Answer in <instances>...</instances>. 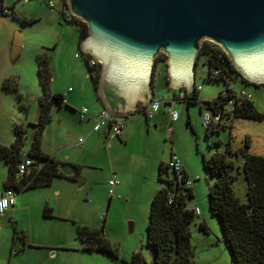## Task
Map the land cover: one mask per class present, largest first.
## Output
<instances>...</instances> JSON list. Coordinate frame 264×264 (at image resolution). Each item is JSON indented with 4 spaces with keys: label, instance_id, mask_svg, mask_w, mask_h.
Listing matches in <instances>:
<instances>
[{
    "label": "rangeland",
    "instance_id": "1",
    "mask_svg": "<svg viewBox=\"0 0 264 264\" xmlns=\"http://www.w3.org/2000/svg\"><path fill=\"white\" fill-rule=\"evenodd\" d=\"M2 1L11 12L0 11V145H10L15 125L23 126L22 154L26 156L35 131L33 124L39 116L38 97L43 93L37 70L38 48L61 31L67 37L77 36L78 40L80 28L76 23L65 22L57 11H50L45 0ZM54 1L60 9V0ZM45 12H54L56 18L44 17ZM17 32L23 34V43L19 56L12 59V41ZM41 47L50 54L49 47ZM80 51L78 45L72 53L61 51L60 58L51 66L52 90L54 84L65 90L71 86L74 90L70 105L76 109L53 103L43 142L56 155L79 156L84 161L83 171L77 180L55 177L51 185L16 192L18 204L0 214V264H130L136 251L151 260L153 248L147 243L149 210L155 192L163 184L158 179L157 161L167 162L172 150L184 159L188 172L193 195L186 197L187 207L199 209L190 223L193 260L196 264H229L219 220L210 212L208 204L207 185L216 177L203 166L202 153L210 154L215 147L224 148L227 142L233 149L243 148L248 138V151L264 154V118L226 119L231 127L212 132L206 128L199 103L187 107V102L176 101L179 119L173 124H170L167 105L161 103L156 126H147L143 112L124 119L130 125V134L124 136L123 143L116 138L122 147L108 146L103 131L100 142L91 144L86 140L88 121L78 110L92 104V99L96 101L97 93ZM205 59L202 55L196 65L195 84L200 89V100L212 99L225 89L222 82L210 79ZM76 61L82 65L80 69ZM161 78L160 82L156 79V84L166 88L165 79ZM232 88L247 90L256 108L264 113V84L237 81L232 83ZM155 92L160 95L161 89L156 87ZM80 138L85 141L79 143ZM216 141L220 143L217 145ZM85 143L92 147L81 152L79 149ZM234 159L236 166L242 161L241 156ZM236 166L233 187L244 199L247 183ZM62 169L74 173L70 163ZM113 173L120 183L113 187L111 195L108 181ZM7 174L8 162L0 150V195ZM46 207L49 210L45 211ZM202 220L208 232L200 227ZM84 225L98 228L115 255L84 249L80 237Z\"/></svg>",
    "mask_w": 264,
    "mask_h": 264
},
{
    "label": "trees",
    "instance_id": "2",
    "mask_svg": "<svg viewBox=\"0 0 264 264\" xmlns=\"http://www.w3.org/2000/svg\"><path fill=\"white\" fill-rule=\"evenodd\" d=\"M60 1L65 6L67 5V0ZM5 8L3 1L0 0L2 13H5ZM57 12L65 22L76 23L79 26L80 40L87 35L86 22L76 16L72 20H66L59 11ZM24 21L32 20L25 19ZM202 55L206 56L205 62H208L210 79L222 82L227 94L223 95L224 90H222L212 99L200 100L198 95L200 89L196 86L189 96L181 101L187 102V107L193 103H199L202 114L205 111L220 114V120L206 124V128L212 132H219L221 129L231 127L226 119H263L264 113L256 108L252 95H238V91L232 88V83L237 81L254 85L264 83H253L244 77L233 65L230 56L222 46L211 40L203 42L200 57ZM83 56L89 70L87 58L91 55L87 53ZM37 57L38 78L43 90L38 97L39 116L37 122L33 124L35 131L26 156L22 154L23 126L15 125V136L10 145H0L2 155L8 162L4 190L13 188L17 192L31 187L49 185L55 177L76 180L82 170L80 164L61 161L42 150V138L51 118L52 105L53 103L62 105L65 102L62 94H52L50 91L52 72L48 56L41 53ZM166 61L165 53L161 52L156 57V62L166 63ZM214 69H219V74L215 78L211 77L210 73ZM99 72L100 64L97 74L90 76L95 86ZM229 100H232V104ZM144 108L145 106H140L137 111L145 113ZM188 124H190L189 119ZM219 143L220 141H216L217 145ZM248 147L249 140L246 138L243 148L233 149L230 142H227L224 148L215 147L210 154L202 153L203 166L216 177L212 184L207 185L208 204L210 212L219 220L229 253V264H264V154L252 153L248 151ZM232 156H241L243 159L241 168L247 183L246 200H242L233 187L236 174L233 172L235 163ZM26 157L33 159L34 162L28 166L27 172L20 174L19 165ZM66 163H70L73 167V174H65L61 170L60 167ZM158 179L163 184L152 198L147 224V243L153 248V257L147 260L139 251H136L130 264H196L192 258L190 223L197 213L195 208L187 207L186 204V197L193 195L192 188L189 186L188 173L183 167L181 170H175L167 163L161 162L158 165ZM46 210H49L48 207L45 208ZM199 225L205 232H208L209 229L204 220L200 221ZM80 237L84 242V249L105 251L115 255L110 242L98 228L84 225L80 230Z\"/></svg>",
    "mask_w": 264,
    "mask_h": 264
},
{
    "label": "water",
    "instance_id": "3",
    "mask_svg": "<svg viewBox=\"0 0 264 264\" xmlns=\"http://www.w3.org/2000/svg\"><path fill=\"white\" fill-rule=\"evenodd\" d=\"M67 4L88 26L79 47L99 60L98 90L116 115L146 102L161 52L167 56L171 86L184 85L192 92L205 40L221 45L249 81L264 83V0H67ZM22 36L17 32L13 38L12 59L20 54Z\"/></svg>",
    "mask_w": 264,
    "mask_h": 264
},
{
    "label": "crops",
    "instance_id": "4",
    "mask_svg": "<svg viewBox=\"0 0 264 264\" xmlns=\"http://www.w3.org/2000/svg\"><path fill=\"white\" fill-rule=\"evenodd\" d=\"M51 11V10H50ZM11 11H9L8 12V14L10 13ZM59 14V13H58ZM44 17H54V19L56 18V16H55V14H54V12H45L44 13V15H43ZM79 42H80V37L78 38V40H77V36H70V37H67L66 35H65V32H63V31H61V32H59L57 35H55L54 36V39H52L51 41H45V42H43L42 43V45L41 46H46V47H49V48H47L48 49V51H50L51 50V52H50V54H48V53H46L45 51H43L42 50V48L43 47H39L38 48V54H45L46 56H48V58H49V64H50V68H51V66H52V68H53V63H56L57 61H58V59L60 58V53H61V51H67V50H69L71 53H72V51L74 50V48L76 47V45H78L79 46ZM52 46V49H50V47ZM8 46H6L5 47V51H8V48H7ZM45 47V48H46ZM7 48V49H6ZM81 50V49H80ZM56 54H58V56H56ZM83 56V55H82ZM79 57V56H78ZM205 61H206V59H205ZM76 65H77V67L80 69L81 67H82V65L79 63V62H77L76 61ZM158 66V67H157ZM156 68H158V73L156 74ZM209 68V67H208ZM158 75V76H157ZM99 76H100V72H99ZM161 77H164V79H165V82H164V85L166 86V88H163L162 86H160V84H156V79H157V81H159L160 82V79H162ZM53 78V77H52ZM98 80H99V77H98ZM52 80H51V84H50V91H51V93L52 94H55V93H60V94H62L63 95V97L65 98V104H66V106H68V107H70V108H72L73 110H75L76 108H74L73 106H71L70 104H71V101H72V99H73V95L71 94V92L74 90L71 86H69L68 88H67V90H65V89H63V88H60V87H58V86H56L55 84H54V87H53V90H52V87H51V85H52ZM55 82V81H54ZM158 82V83H159ZM93 84H94V82H93ZM83 86H81V88H82ZM94 87H95V89H96V93H97V99H96V101H93L94 99H92V104H90V105H84V106H86L87 108H88V111L85 113V118L87 119L86 121H88V125H85V127H87V130L85 131L86 132V140L89 142L90 141V143L91 144H96V143H99L100 142V140H101V138H102V131H103V133H104V135H105V138H108V146H110L112 149H113V147H117V146H120V147H122L121 145L122 144H120L119 142H117L116 141V138H118L119 140H120V142H124V136H125V138H126V136H128L129 134H130V125L128 126V124L126 123V122H124V124H125V127H124V129H123V133L120 135V136H116V137H113V138H110L109 136H108V133H107V127H103V128H101L100 130H98V131H93L92 130V127H93V124H94V122H95V119H96V117H97V114H98V112L100 111V109L101 108H103V107H105V108H107L108 109V107L106 106V103H105V101H104V98H103V96L101 95V93H99V90H98V81H97V84H96V86H95V84H94ZM156 87L157 88H160L161 89V94L160 95H156ZM195 87H196V84H195V86H194V89H195ZM167 89H169V91L167 90ZM180 89H183V90H185V91H187V89H186V86H184V85H181L179 88H174L173 86H171V78H170V76H169V74H168V70H167V66H166V63H164V62H156V64H155V68H154V74H153V79H152V93L150 94L149 93V96H148V98H147V100H146V102H144V103H142V104H140V105H138L137 107H135L134 109H132L131 111H128V112H125V113H121L120 115H123V118L125 119V118H128V116L129 115H132V114H135V113H137V112H141V111H137V108H139L140 106H145V108H144V111H145V109H146V107L148 106V103H150V101L152 100V99H154V98H159V99H162V98H167L169 101L171 100V98H172V96L173 95H175ZM193 89V90H194ZM188 92V91H187ZM189 93V92H188ZM198 95L200 96V91L198 92ZM200 98V97H199ZM176 101H180V100H175V101H173V102H171V104L170 103H166V102H162L163 103V105H167V107L169 108V106L171 105L172 106V109H174V110H176L175 109V105H176ZM96 102V103H95ZM160 105H162V104H160ZM83 107V106H82ZM81 107V108H82ZM160 108H161V106L159 107V109H158V111L157 112H155L154 113V115H152L151 117H147L146 116V114H145V119H146V121H147V126L148 127H150V124H154L155 126L157 125V119H158V112H159V110H160ZM78 110V109H77ZM109 110V109H108ZM79 111V113H80V111H81V109L80 110H78ZM168 111H169V109H168ZM157 114V115H156ZM169 115H170V113H169ZM150 119H154L153 121H151V122H149L150 121ZM179 119V118H178ZM177 119V120H178ZM177 120H175V121H177ZM174 123V121L173 122H171V120H170V124H173ZM91 124V125H90ZM129 127V128H128ZM85 141V140H84ZM87 142V143H88ZM83 143V142H82ZM86 144V143H85ZM41 147H42V150H43V152H45V153H47V154H49V155H54L57 159H59V160H61V161H64V162H73V163H77V164H80L82 167H83V165L84 164H82V162H84L83 161V159H81L79 156H74L73 157V155H70L69 153H65V155L62 157V156H59V155H56V153H52V149H49L48 147H46V145H45V143L43 142V138H42V144H41ZM67 147H68V145H67ZM92 146H89L88 144H86L85 145V147L84 148H82V149H79L81 152H85V151H89L90 150V148H91ZM172 152H174V153H176L174 150H172L170 153H172ZM177 154V153H176ZM170 156H171V154H170ZM179 157V156H178ZM234 157L235 156H232L231 158L233 159V161H234V163H235V159H234ZM180 158V160H181V164H182V167H183V169H185V171L187 172V170H186V167H185V165H184V159H182L181 157H179ZM170 159V158H169ZM169 159H168V161H169ZM167 161V162H168ZM157 162H159V164L161 163V162H164V163H167V162H165L164 160H159V161H157ZM242 162H243V159H242V161H241V163L240 164H238V166H236V164H235V166L239 169L240 168V171L242 172V168H241V166H242ZM158 164V165H159ZM63 166L64 165H62L60 168H61V170L65 173V174H73L72 172H66L65 170H63L62 168H63ZM82 171L83 170H81V172L80 173H82ZM188 173V172H187ZM243 173V172H242ZM115 174L113 173V176H114ZM116 176V175H115ZM79 178V177H78ZM54 179V178H53ZM77 180V179H76ZM53 181V180H52ZM52 181L50 182V184L49 185H51L52 184ZM45 186H48V185H45ZM246 191H247V189H246ZM3 193V192H2ZM1 193V194H2ZM242 200H246V198H241ZM16 204H18V201L16 200V198H15V203H14V206H16ZM10 208V207H9ZM8 208V209H9ZM7 209V210H8ZM6 210V211H7ZM5 211V212H6ZM4 212V213H5ZM25 242H26V240H25ZM51 254L52 255H55V251H52L51 252Z\"/></svg>",
    "mask_w": 264,
    "mask_h": 264
},
{
    "label": "built area",
    "instance_id": "5",
    "mask_svg": "<svg viewBox=\"0 0 264 264\" xmlns=\"http://www.w3.org/2000/svg\"><path fill=\"white\" fill-rule=\"evenodd\" d=\"M49 8L51 9V11H59L63 17L66 20H72L73 17L75 16L71 10L68 7V4L65 6L63 4V2L61 3V8H57L56 3L54 0H46ZM5 13H8L9 10L7 8L4 9ZM77 17V16H76ZM81 55L83 54H87L89 52L80 51ZM90 54V53H89ZM91 55V54H90ZM76 56H79V53H76ZM87 62H88V75L89 76H95L97 74L98 71V65L100 64L99 60L96 59L94 56H89V58H87ZM211 73V77L215 78L216 76H218L219 74V69H214L212 70ZM227 94V90L223 91V95ZM240 96H250V93L247 92L244 89H241L240 91H238L237 93ZM189 96V93L183 89H180L175 95L172 96L171 100L169 101L167 98H154L150 101V103H148V106L145 109V114L147 117H151L155 112L158 111L160 104L162 102H166V103H170L175 101V100H184ZM63 101L65 102V98L63 99ZM229 102H231L230 104H232V100H229ZM202 104V103H201ZM204 106V105H202ZM169 113H170V120L171 122L177 120L179 118V113L177 112V110L172 109V106H169ZM88 111V108L86 106H83L81 108L80 114L82 117H84L85 113ZM115 115V116H114ZM203 118L206 124L212 122V123H216L217 121L220 120V114L216 113L213 114L210 111H205L203 113ZM103 127H107V133L108 136L110 138L116 137V136H120L123 133V129H124V118L122 115L118 114L116 115V113H112L110 112L107 108L103 107L100 109V111L97 114V117L95 119V122L93 124L92 130L93 131H98ZM171 130V127H170ZM84 141L83 138L79 139V143H82ZM33 159L26 157L23 162L19 165V173L23 174L25 172H27L28 166L33 163ZM167 164L175 170H181L182 169V164H181V160L178 157V155L174 152L171 153L170 159L167 162ZM109 185H110V194L112 195L114 193V189L113 187L117 184L120 183L119 179H117V177L114 175L112 178L109 179L108 181ZM190 183V181H189ZM15 194L16 191L13 188H8L6 190H4V192L0 195V214H3L10 206H14L15 203ZM196 213H199V209L195 208Z\"/></svg>",
    "mask_w": 264,
    "mask_h": 264
},
{
    "label": "flooded vegetation",
    "instance_id": "6",
    "mask_svg": "<svg viewBox=\"0 0 264 264\" xmlns=\"http://www.w3.org/2000/svg\"><path fill=\"white\" fill-rule=\"evenodd\" d=\"M8 9V8H7Z\"/></svg>",
    "mask_w": 264,
    "mask_h": 264
}]
</instances>
